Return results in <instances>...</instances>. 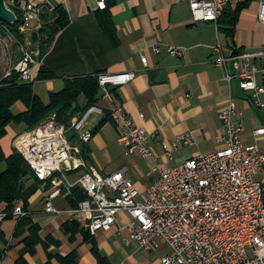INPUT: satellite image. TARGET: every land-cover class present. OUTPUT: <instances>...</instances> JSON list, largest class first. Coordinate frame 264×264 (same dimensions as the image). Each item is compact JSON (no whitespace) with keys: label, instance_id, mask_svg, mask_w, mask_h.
<instances>
[{"label":"crops","instance_id":"0c3cea01","mask_svg":"<svg viewBox=\"0 0 264 264\" xmlns=\"http://www.w3.org/2000/svg\"><path fill=\"white\" fill-rule=\"evenodd\" d=\"M97 1L51 0L55 9L59 5L65 8L69 24L55 36L44 55L37 47H24L23 53L31 49L37 60L32 67L31 82H34V89L42 101L48 104L50 95L62 91L68 79L98 73L135 72L132 82L110 88L112 97L103 95L101 90L96 106L102 113L92 115L86 129L96 128L107 112L115 106H122L134 123L143 126L154 158H143L139 154L127 156L118 143L116 126L109 120L86 144L89 165L72 177L89 171L108 175L125 167L126 175L139 191L144 192L157 176L153 172L155 167H171L222 146L219 137L226 130L220 114L230 97L236 102L237 119L243 120V139L255 141L252 132L264 126V109L257 107L240 89L237 78L230 83L226 81L224 70L214 64L213 47L220 41L226 55H233L236 50H241V53L264 51V23L258 17L259 6L250 5L241 13L232 40L219 30L217 23L194 20L189 0H113L109 3L111 23L115 29L113 39L102 27L100 17L105 19V14L104 9L97 8ZM54 12L44 13L42 23H45V14L54 15ZM28 41L27 38V44ZM170 47L182 50L183 55L173 56L168 51ZM143 57L147 58V66L143 64ZM42 66L54 77L39 80ZM261 99L264 102V95ZM80 104L84 106L86 100L81 98ZM24 110L21 103L13 107L15 113ZM7 130L2 145L5 153L11 155L15 139L29 131L24 125L16 124ZM187 133L192 134L195 143L175 147V138ZM163 143L171 146L172 158L165 154ZM72 189L56 199L58 214L45 212L43 188L30 199V216L34 223L40 225L41 238L45 241L52 237L60 244L48 243L47 248L39 244L36 253L31 255L22 243L25 237L14 235L18 220L5 219L1 227L7 245L0 244L6 248L0 264H16L21 255L29 264H45L48 253L66 256L73 251L78 254V264H161L163 256L170 250L166 243L158 240L148 250L137 242H126L127 231L119 230L118 225L130 220L127 212H120L118 225L110 231L96 233L90 230L84 217H74L72 212L77 208L68 199ZM21 204L18 202L17 205ZM0 213H6V205L0 206ZM73 221L88 230L94 242L85 240L81 233L74 237L65 234L64 224ZM94 246L104 262L94 254ZM53 264L59 262L54 260Z\"/></svg>","mask_w":264,"mask_h":264},{"label":"built area","instance_id":"2783aa9c","mask_svg":"<svg viewBox=\"0 0 264 264\" xmlns=\"http://www.w3.org/2000/svg\"><path fill=\"white\" fill-rule=\"evenodd\" d=\"M109 1L112 0H98L97 8L105 9ZM189 1L194 20L217 23L227 6L250 0ZM5 2L21 20L20 31L24 34H37L43 26L41 16L55 11L51 0ZM258 17L264 23V0L259 3ZM168 51L173 56L183 55L178 48L170 47ZM213 51L214 64L224 70L226 81L237 78L240 89L264 109V51L226 55L220 41ZM142 61L147 66V58ZM36 63L35 53L29 49L14 70L22 81L29 82ZM10 75L11 70L5 77ZM135 77V72L100 73L97 79L103 95L112 97L110 88L126 85ZM101 113L94 105L74 120L71 129L81 143L88 144L94 138L95 128L86 126L92 115ZM220 117L226 132L219 137V149L171 167H155L157 176L144 192L126 175L125 167L108 175L89 171L85 181L72 182L69 173L86 164L80 157V147L71 144L67 129L54 116L18 136L14 149L43 182V190L50 185L44 200L48 214H58L56 199L79 186L87 197L72 212L74 217H84L96 233L110 231L118 225L120 212H127L130 220L118 225L119 230L127 231L126 242H137L148 250L158 240L166 243L170 250L161 264H264V126L253 130L254 142H246L243 120L237 119L236 102L231 97ZM110 120L127 156L154 158L143 126L134 123L122 106L110 110ZM194 143L190 133L177 136L173 142L175 147ZM162 147L172 158L171 146L163 143ZM56 169L67 172L69 184L51 181ZM13 214L21 217L25 212L17 205ZM6 216L7 213H0V222Z\"/></svg>","mask_w":264,"mask_h":264},{"label":"trees","instance_id":"16d2710c","mask_svg":"<svg viewBox=\"0 0 264 264\" xmlns=\"http://www.w3.org/2000/svg\"><path fill=\"white\" fill-rule=\"evenodd\" d=\"M13 1L17 3L21 0ZM112 1L107 3V7L103 10L105 19H101L100 17V22L107 34L114 39L115 29L111 23V15L109 12L111 6L109 3ZM253 1L255 0L227 6L217 22L219 30L234 40L241 13L248 9ZM54 13V15L45 14L43 17L45 23L42 28L37 34L34 33L31 35L32 44L38 46L41 55H44L48 45L54 40L55 36L69 24L68 13L62 5L57 6ZM21 23L20 19L15 24H7L0 21V26L4 28V35H8L9 33L17 40L14 45L15 47L26 43V35L20 31ZM240 53L241 50H236L233 55ZM98 74L68 79L62 91L50 95V102L48 104H45L36 93L34 82L22 81L19 73L14 68L11 69L10 76H4L0 80V206L6 205L7 216L5 219L16 218L18 220L14 235L15 237H25L22 243L25 245V251L31 255L36 253V248L39 244H43L47 248L48 243H54L56 245L60 243L52 237H48L44 241L40 236V225L34 223L32 216H30V199L42 188L43 182L37 178L23 155L15 149L11 155L5 153L2 140L7 136V129L12 124L24 125L27 131H32L47 119L54 116L58 123L63 125L69 132L68 136L71 144L80 147V157L86 165H89L90 157L87 145L80 142L78 134L71 127L79 115L85 114L100 100L101 88L97 79ZM53 77L54 75L51 71L45 66L41 67L38 77L39 80H48ZM81 98L86 100L84 106L80 104ZM17 103L23 104L25 110L15 113L13 107ZM109 120L110 112H107L104 119L95 128L96 132ZM76 172H70L69 175H73ZM49 188L50 185L47 184L44 187V192L48 191ZM86 197L82 188L76 186L72 189L68 199L74 208H78L79 203L85 200ZM18 202H22L21 206L25 212V215L21 217H16L13 214ZM63 231L65 234H71L72 237L77 233H81L84 235L85 240L94 242L89 231L83 228L77 221L64 224ZM27 233H29L28 236H25ZM0 244L7 245L1 222ZM5 250L6 248L0 246V263L4 258ZM93 252L99 260L102 262L105 261L100 256L96 246H94ZM54 260H57L59 264H78V254L75 251L66 256L48 253V260L45 264H53ZM16 264H29V262L24 255H21L17 259Z\"/></svg>","mask_w":264,"mask_h":264},{"label":"rangeland","instance_id":"374dc122","mask_svg":"<svg viewBox=\"0 0 264 264\" xmlns=\"http://www.w3.org/2000/svg\"><path fill=\"white\" fill-rule=\"evenodd\" d=\"M261 0H255L252 2L251 5L253 6H259ZM32 25H35L34 23H32ZM4 28L0 27V78L1 76L4 74V72L6 70H11L12 68H14V63L19 61L21 59V55L23 53L24 47L26 48L27 46L29 48H34L38 46H35L34 44H32L31 41V35L32 33H26L28 34L26 36V40L28 38V44L25 43L24 45H20L19 47H15L14 45L16 44V39L15 37H13L11 34L8 33V35H4L3 33ZM2 69V70H1ZM69 132L67 131V134ZM84 174L80 173L76 176H71V181L75 182L78 181L80 178H82Z\"/></svg>","mask_w":264,"mask_h":264},{"label":"water","instance_id":"95a60500","mask_svg":"<svg viewBox=\"0 0 264 264\" xmlns=\"http://www.w3.org/2000/svg\"><path fill=\"white\" fill-rule=\"evenodd\" d=\"M0 21L7 24L17 22L16 14L7 7L5 0H0Z\"/></svg>","mask_w":264,"mask_h":264},{"label":"bare ground","instance_id":"6f19581e","mask_svg":"<svg viewBox=\"0 0 264 264\" xmlns=\"http://www.w3.org/2000/svg\"><path fill=\"white\" fill-rule=\"evenodd\" d=\"M52 182H59L61 184H69V175L64 169H56V172L51 174ZM78 181H85V173Z\"/></svg>","mask_w":264,"mask_h":264}]
</instances>
